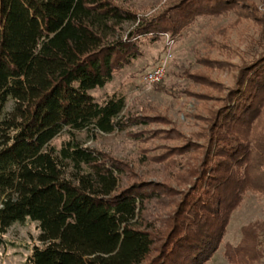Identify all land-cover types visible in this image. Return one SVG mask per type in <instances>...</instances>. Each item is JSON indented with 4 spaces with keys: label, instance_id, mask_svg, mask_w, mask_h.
<instances>
[{
    "label": "trees",
    "instance_id": "trees-1",
    "mask_svg": "<svg viewBox=\"0 0 264 264\" xmlns=\"http://www.w3.org/2000/svg\"><path fill=\"white\" fill-rule=\"evenodd\" d=\"M240 9L256 13L247 0H169L149 18L118 0H0V246L29 218L41 244L26 264H205L244 194L264 195V50L240 66L205 143L176 146L202 153L183 192L134 178L128 162L84 146L76 132L148 122L126 115L120 96L98 103L90 93L140 54V36H174L197 16ZM125 22L137 23L123 36ZM151 203L174 208L158 214ZM260 230L244 225L227 260L264 261Z\"/></svg>",
    "mask_w": 264,
    "mask_h": 264
},
{
    "label": "rangeland",
    "instance_id": "rangeland-1",
    "mask_svg": "<svg viewBox=\"0 0 264 264\" xmlns=\"http://www.w3.org/2000/svg\"><path fill=\"white\" fill-rule=\"evenodd\" d=\"M168 1L118 0L141 18L159 14ZM247 1L256 11L254 17L244 15L249 9L219 16L200 15L174 36L162 33L157 40L140 36V54L115 71L103 87L90 93L98 103L112 94L120 96L126 115L148 117V122L110 133L81 130L76 135L83 145L128 162L136 174L134 178L164 181L178 192L187 189L193 179L189 167L202 153L198 148L181 155L176 153V146L188 141L205 143L211 112L224 103L240 66L264 50V0ZM135 24L125 22L122 35ZM162 62L166 68L163 79L155 84L145 83L144 73ZM196 74L207 76L213 83L203 82ZM138 133L143 137H137ZM65 139L63 132L53 142L59 147ZM152 206L154 212L157 206L158 214L174 208L154 203ZM254 221L262 228L259 233L264 232V195L246 192L230 213L224 236L205 264H232L225 256V246H236L242 227ZM38 234L37 221L27 218L14 222L3 236L0 264H26L31 247L41 244ZM257 264H264L263 258Z\"/></svg>",
    "mask_w": 264,
    "mask_h": 264
},
{
    "label": "built area",
    "instance_id": "built-area-1",
    "mask_svg": "<svg viewBox=\"0 0 264 264\" xmlns=\"http://www.w3.org/2000/svg\"><path fill=\"white\" fill-rule=\"evenodd\" d=\"M165 73H166L165 62L158 63L144 73L143 79L145 83L155 84L163 79Z\"/></svg>",
    "mask_w": 264,
    "mask_h": 264
}]
</instances>
